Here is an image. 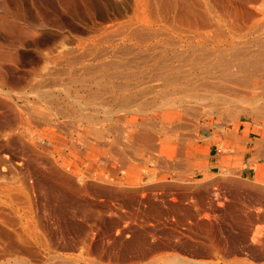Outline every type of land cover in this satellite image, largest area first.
<instances>
[{
  "label": "rangeland",
  "instance_id": "1",
  "mask_svg": "<svg viewBox=\"0 0 264 264\" xmlns=\"http://www.w3.org/2000/svg\"><path fill=\"white\" fill-rule=\"evenodd\" d=\"M0 24V264H264V0H0Z\"/></svg>",
  "mask_w": 264,
  "mask_h": 264
},
{
  "label": "crops",
  "instance_id": "2",
  "mask_svg": "<svg viewBox=\"0 0 264 264\" xmlns=\"http://www.w3.org/2000/svg\"><path fill=\"white\" fill-rule=\"evenodd\" d=\"M246 124H250L247 121H241V125L239 127V140H235L236 143L241 144L242 142H247L246 139V135H245V131L247 130V126ZM248 138H251V136L249 135ZM221 148H217V155H221L222 153V149L221 151H219ZM232 154V153H231ZM244 167L243 169H241V174L243 175V177L250 179V178H256L257 176V169L256 166L260 165V152L258 151H254L251 154H249L248 156L245 155L244 157Z\"/></svg>",
  "mask_w": 264,
  "mask_h": 264
},
{
  "label": "built area",
  "instance_id": "3",
  "mask_svg": "<svg viewBox=\"0 0 264 264\" xmlns=\"http://www.w3.org/2000/svg\"><path fill=\"white\" fill-rule=\"evenodd\" d=\"M219 151H221V149Z\"/></svg>",
  "mask_w": 264,
  "mask_h": 264
},
{
  "label": "bare ground",
  "instance_id": "4",
  "mask_svg": "<svg viewBox=\"0 0 264 264\" xmlns=\"http://www.w3.org/2000/svg\"><path fill=\"white\" fill-rule=\"evenodd\" d=\"M1 25V24H0Z\"/></svg>",
  "mask_w": 264,
  "mask_h": 264
}]
</instances>
